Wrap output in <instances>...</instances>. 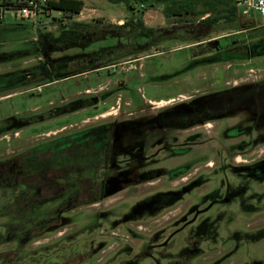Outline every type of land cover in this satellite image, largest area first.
<instances>
[{
    "label": "rangeland",
    "instance_id": "rangeland-1",
    "mask_svg": "<svg viewBox=\"0 0 264 264\" xmlns=\"http://www.w3.org/2000/svg\"><path fill=\"white\" fill-rule=\"evenodd\" d=\"M83 1V12L73 17L57 10L34 18H20L13 8L0 11V74H32L0 92V161L19 163L20 153L32 148L42 166H53L58 154L67 164V150L54 155L50 148L65 145L69 124L110 120L117 103L147 118L158 110L147 109L154 103L220 91L227 80L238 85L264 78V55L248 59L226 50L264 37L256 13L219 17L234 0H211L212 9L204 0ZM207 17L214 19L204 23ZM76 20L88 25L73 27ZM123 22L128 25L117 26ZM104 99L106 113L79 108H98ZM212 124L170 135L213 136ZM263 141L249 146L260 147L261 158ZM206 147L160 153L151 168L164 172L141 174L135 185L97 194L94 201L112 196L73 210L59 203L63 195L42 205L20 204L21 192L34 189L20 178L33 169L19 168L8 181L0 179V252L16 249L18 264H61L76 252L84 258L74 264H264V176L238 175ZM236 154L233 163L241 164ZM206 161L209 168H202ZM9 233L13 237L6 241ZM92 245L97 249L89 258Z\"/></svg>",
    "mask_w": 264,
    "mask_h": 264
},
{
    "label": "flooded vegetation",
    "instance_id": "flooded-vegetation-1",
    "mask_svg": "<svg viewBox=\"0 0 264 264\" xmlns=\"http://www.w3.org/2000/svg\"><path fill=\"white\" fill-rule=\"evenodd\" d=\"M226 50H230L235 55L243 54L248 59L262 56L264 55V37L248 42L245 46H232ZM18 71L21 70H17L13 75L0 74V92L18 87L32 76L29 71ZM263 79L238 85L227 80L225 88L220 91L205 90L204 96L182 94L169 99L166 104L158 106L154 103L147 109L157 108L158 110L150 112L140 109L139 111L150 112L147 118L137 116L138 112L122 109L117 103L115 117L110 120L89 125H80L79 122L69 124L71 129L64 138L65 145L58 146L56 149L50 148L54 155L67 150L69 160L67 164H62L58 160V154L55 156L53 166H49L47 162L42 166L35 159L38 154L31 152L32 148H30L20 153L19 163L13 160L0 161V179L6 177L8 181L11 176H16L19 168L21 171L23 168L28 171L32 168L33 171L30 170L31 172L27 174L24 172L20 178L23 181L22 185L29 184V188L34 189L33 194L22 191L19 203L26 207L42 205L52 201L55 196L63 195L59 203H66L72 208L69 210H73L112 196L94 201L91 197L97 194L101 196L102 193L112 190L120 191L135 185V181L141 174L154 175L155 171L157 174L164 172L165 169L161 167L151 168L160 153L168 156L183 155L193 147L212 148L216 156L221 158L222 163L226 162L227 166L238 175L245 174L248 177L252 173L261 172L264 176V158L259 157L260 154H258L260 147L255 150L249 149L251 143L264 138V131H261V125L264 122V104L261 101L264 99V85L261 84ZM9 96L11 95L8 94L4 98ZM177 106L179 109L175 110ZM79 108L85 109L86 112L99 110L101 114L109 107L105 106L104 99L103 104L98 108L96 104L88 106L84 104ZM79 108L75 109V113L79 111ZM164 108L174 109L171 113L170 110L165 112ZM242 113L247 116L235 120L236 116ZM85 122L88 121L83 123ZM209 122L213 123L211 125L214 128L213 136L202 138L198 133L184 137L170 135L171 131L178 133L195 126L204 127ZM176 145L179 146L176 147ZM156 146L158 147L154 150ZM235 152L242 161L241 164L233 163ZM254 154V157L248 159ZM27 159L33 162H28ZM210 163L206 161L202 164V168H209ZM36 167L41 168L36 169ZM182 169L184 168L176 170ZM152 182L154 181L147 183ZM219 193L215 196L216 200ZM49 197H51L50 200H48ZM211 198L214 199V197ZM94 246L92 245L89 250V258L92 257L93 249H97ZM81 253L76 252L68 256L61 264H65L66 260L69 261L67 264L79 262V257L84 258V253L83 256L80 255ZM16 255V249L9 253L0 252V264H18Z\"/></svg>",
    "mask_w": 264,
    "mask_h": 264
},
{
    "label": "trees",
    "instance_id": "trees-1",
    "mask_svg": "<svg viewBox=\"0 0 264 264\" xmlns=\"http://www.w3.org/2000/svg\"><path fill=\"white\" fill-rule=\"evenodd\" d=\"M120 1H128V0H120ZM135 2H140L142 3L145 0H134ZM193 2H196V0H192ZM216 1V0H215ZM215 1L211 0H204L205 5L208 6L209 9H212V5ZM24 0H15V1H9V0H0V11L8 8H13L17 10L21 5H23ZM217 3H222L223 5V0H219ZM84 7V1L83 0H47L44 6L45 11L43 13L48 14L50 13L51 10H57L61 13L63 17H73L76 16L81 12V10ZM131 7V6H130ZM220 11H225V14L223 16H219L220 18L226 19V20H232L234 17H236L238 13V7H237V2L234 0V2L226 8H222ZM167 12H170L167 10ZM214 18L207 17L203 19L202 21L204 23H210L213 21ZM87 23H83L80 21H73L72 26L73 27H78V28H85L87 26ZM128 24H125L123 22L122 24H117L118 27H126ZM137 25H143V22L141 19L138 20ZM134 26V25H131ZM137 27V26H134ZM150 31H153L152 29ZM142 36H146V34H141ZM148 36V35H147ZM20 199V198H19ZM19 201V200H18ZM13 237L11 235L5 236L6 241L8 238ZM21 245V244H19ZM48 264H52L51 262Z\"/></svg>",
    "mask_w": 264,
    "mask_h": 264
},
{
    "label": "built area",
    "instance_id": "built-area-1",
    "mask_svg": "<svg viewBox=\"0 0 264 264\" xmlns=\"http://www.w3.org/2000/svg\"><path fill=\"white\" fill-rule=\"evenodd\" d=\"M47 0H24L23 5L17 9L20 18H34L45 11ZM238 11L242 18H249L250 12L256 13L260 18V25L264 26V0H236Z\"/></svg>",
    "mask_w": 264,
    "mask_h": 264
},
{
    "label": "crops",
    "instance_id": "crops-1",
    "mask_svg": "<svg viewBox=\"0 0 264 264\" xmlns=\"http://www.w3.org/2000/svg\"><path fill=\"white\" fill-rule=\"evenodd\" d=\"M83 10H84V7H83V9L81 10V12L79 13V14H81L82 12H83ZM78 15V14H77ZM76 21H79V20H76Z\"/></svg>",
    "mask_w": 264,
    "mask_h": 264
}]
</instances>
